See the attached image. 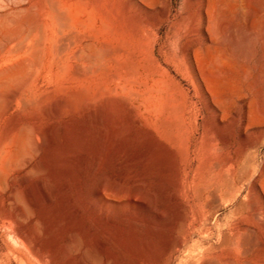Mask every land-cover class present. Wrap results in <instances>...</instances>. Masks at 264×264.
Returning <instances> with one entry per match:
<instances>
[{
	"label": "rangeland",
	"instance_id": "1",
	"mask_svg": "<svg viewBox=\"0 0 264 264\" xmlns=\"http://www.w3.org/2000/svg\"><path fill=\"white\" fill-rule=\"evenodd\" d=\"M150 56L199 111L175 171L119 79ZM0 149V264H264V0H0Z\"/></svg>",
	"mask_w": 264,
	"mask_h": 264
},
{
	"label": "bare ground",
	"instance_id": "2",
	"mask_svg": "<svg viewBox=\"0 0 264 264\" xmlns=\"http://www.w3.org/2000/svg\"><path fill=\"white\" fill-rule=\"evenodd\" d=\"M79 22H83L79 20ZM78 22V23H79ZM82 24V23H81ZM73 32V31H72ZM69 33H66L68 35ZM71 34V33H70ZM76 34V33H75ZM74 34V35H75ZM77 35V34H76ZM80 36V35H79ZM70 39V36H68ZM79 39V38H78ZM55 42V41H54ZM118 42V41H117ZM72 44V42H70ZM107 43V42H106ZM104 42V44H106ZM109 43V42H108ZM60 44V43H59ZM110 44V43H109ZM108 45V44H107ZM117 45V44H116ZM119 45V44H118ZM58 46V45H57ZM103 46V45H102ZM59 47V46H58ZM105 47V46H104ZM119 47V46H118ZM29 48V47H28ZM80 49V48H79ZM107 49V47H106ZM110 49V48H109ZM122 49V48H120ZM116 50V49H115ZM114 50V51H115ZM53 51V50H52ZM79 51V50H78ZM102 51V49H101ZM100 51V52H101ZM105 51V50H104ZM117 51V50H116ZM124 51V50H123ZM126 51V50H125ZM124 51V52H125ZM106 52V51H105ZM110 52V51H109ZM107 51L106 53L109 54ZM123 52V53H124ZM127 52V51H126ZM77 52H75L76 54ZM96 53V52H95ZM103 53V52H101ZM54 54V53H53ZM92 55V54H90ZM97 55V54H96ZM131 55V54H130ZM195 56V54H193ZM77 56V55H76ZM88 56V55H87ZM110 56V55H109ZM91 57V56H90ZM130 57V56H129ZM79 58V57H78ZM125 58V57H124ZM53 59V58H52ZM113 60V59H112ZM115 60V59H114ZM99 61V60H98ZM97 61V62H98ZM115 62V61H113ZM121 63V62H119ZM203 63V62H202ZM94 64V63H93ZM102 64V63H101ZM117 64V63H115ZM122 64V63H121ZM201 65V63H200ZM98 66V65H97ZM124 66V72L119 79L121 81L122 89H127L130 95L132 92H136V95L140 94L138 90L140 87H144L146 95L141 100L139 106L134 107L135 121L140 122L144 127V133L148 135V139L152 144L160 143L163 147L164 154L163 160L165 162V168L167 170L175 171L178 166V158L184 159L185 164L191 162V154L193 152L192 145L196 139L197 125L196 120L199 116V111H192L191 106H187L186 99L179 101L169 91L168 80L171 79L166 67L157 62V60L150 58H139L136 63H126ZM90 66L88 65V68ZM87 68V67H86ZM76 72V71H75ZM112 75V74H111ZM115 76V75H114ZM112 86V85H111ZM114 86V85H113ZM112 88V87H111ZM103 90V89H102ZM121 90V89H120ZM143 90V89H142ZM113 91V90H112ZM144 91V93H145ZM14 94V93H13ZM16 94V93H15ZM83 94V93H82ZM128 94V96H130ZM117 95V94H116ZM108 96V95H107ZM127 96V95H126ZM134 94L132 95V97ZM179 96V95H178ZM105 97V95H104ZM109 98V97H108ZM128 98V97H126ZM134 98V97H133ZM135 99V98H134ZM139 99V98H138ZM141 99V98H140ZM127 100V99H126ZM125 100V101H126ZM98 101V100H97ZM107 101V100H106ZM128 101V100H127ZM126 101V102H127ZM131 101V100H130ZM135 101V100H133ZM83 102V101H82ZM114 102V101H113ZM126 102L123 104L126 105ZM23 104V103H22ZM128 104V102H127ZM25 105V104H24ZM98 105V104H97ZM44 106V105H43ZM81 107V106H80ZM131 107V106H130ZM129 107V108H130ZM110 108V107H109ZM128 108V109H129ZM97 109V108H96ZM59 107L53 105L48 109V113L58 114ZM99 110V108H98ZM103 111V110H102ZM101 111V112H102ZM46 112V111H45ZM58 112V113H57ZM109 113V112H108ZM129 115H133V108L129 110ZM125 113V114H127ZM50 115V114H49ZM53 115V114H52ZM107 115V114H106ZM112 115V114H111ZM98 116V115H97ZM127 115H125L126 117ZM109 117V116H108ZM111 117V116H110ZM119 117H116V119ZM105 119V118H104ZM114 119V118H113ZM125 119H128V116ZM107 120V119H106ZM120 120V119H119ZM118 120V121H119ZM108 121V120H107ZM114 121V120H112ZM117 121V124H118ZM111 122V121H110ZM90 123V122H87ZM113 123V122H112ZM111 123V124H112ZM116 123V121L114 122ZM128 123V122H127ZM53 124V123H52ZM111 124L110 128H112ZM114 127V126H113ZM56 128V127H55ZM109 128V127H108ZM109 128V129H110ZM54 129V128H53ZM113 129V128H112ZM114 130H116L114 128ZM55 131V130H54ZM113 131V130H112ZM111 131V132H112ZM52 132V131H51ZM101 132V131H100ZM110 132V133H111ZM57 133V132H56ZM60 133V132H59ZM104 133V132H103ZM40 134V133H39ZM41 135V134H40ZM59 135V134H58ZM113 135V134H112ZM42 136V135H41ZM40 136V137H41ZM40 139V138H39ZM224 139V138H223ZM43 140V139H42ZM222 140V139H221ZM225 140V139H224ZM9 142V141H8ZM47 142V141H46ZM203 147V152L206 154L208 151V145L205 144L202 139L198 140ZM224 142V141H223ZM28 143V142H27ZM44 143V142H42ZM29 144V143H28ZM31 144V143H30ZM227 144V143H226ZM32 145V144H31ZM36 145V144H35ZM38 145V144H37ZM30 146V145H29ZM38 146H36L37 148ZM39 148V147H38ZM37 148V150H39ZM35 149H33L34 151ZM4 150L0 149V162L2 160ZM35 152V151H34ZM21 153V152H20ZM203 153V154H204ZM204 154V156H205ZM204 156L202 158H204ZM25 158V157H24ZM96 161V160H95ZM122 164V163H121ZM116 165V163H115ZM119 165V164H118ZM96 166V165H95ZM122 166V165H121ZM39 167V166H38ZM216 167V165H215ZM121 168V167H120ZM33 170V168H32ZM35 170V169H34ZM38 170V169H37ZM40 170V169H39ZM90 170V169H89ZM217 171L223 172L222 167H218ZM31 171V170H30ZM36 171V170H35ZM28 172V171H26ZM121 172V171H120ZM124 172V171H123ZM133 173V172H132ZM32 174V173H31ZM118 175V174H117ZM124 175V174H123ZM129 175V174H128ZM139 176V175H138ZM118 178V177H117ZM120 179V178H119ZM127 180V179H126ZM215 183V182H214ZM217 186V185H216ZM140 187V186H139ZM101 188V187H100ZM213 189V188H212ZM211 189V190H212ZM217 189V188H215ZM215 189H213L215 191ZM212 190V191H213ZM101 190H97V193L101 195ZM161 192V191H160ZM214 194V193H213ZM135 199V198H134ZM142 201V200H141ZM116 217V216H115ZM127 219V218H126ZM133 219V218H132ZM121 221V220H120ZM122 227V226H121ZM105 233V232H104ZM68 247V246H67ZM66 251V250H65Z\"/></svg>",
	"mask_w": 264,
	"mask_h": 264
}]
</instances>
